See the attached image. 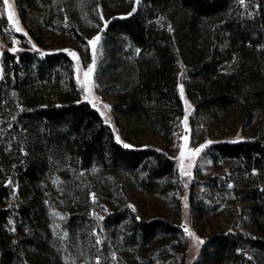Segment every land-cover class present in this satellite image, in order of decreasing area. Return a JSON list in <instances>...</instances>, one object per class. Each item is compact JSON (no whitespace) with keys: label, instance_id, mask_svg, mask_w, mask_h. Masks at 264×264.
Segmentation results:
<instances>
[{"label":"trees","instance_id":"obj_1","mask_svg":"<svg viewBox=\"0 0 264 264\" xmlns=\"http://www.w3.org/2000/svg\"><path fill=\"white\" fill-rule=\"evenodd\" d=\"M14 1L37 49L0 51V264H187L178 225L147 219L125 191L160 193L175 160L123 147L83 100L62 45L86 63L93 34L97 89L131 137L178 132L182 69L191 123L220 115L241 134L208 154L252 179L264 222V133H251L264 117V0ZM193 264H264V237L217 232Z\"/></svg>","mask_w":264,"mask_h":264},{"label":"rangeland","instance_id":"obj_2","mask_svg":"<svg viewBox=\"0 0 264 264\" xmlns=\"http://www.w3.org/2000/svg\"><path fill=\"white\" fill-rule=\"evenodd\" d=\"M10 8H5L0 0V51L18 49L12 53L19 54L25 49L36 50L35 43L28 37L27 31L19 17L14 0H8ZM14 13V21H8V12ZM19 28L20 31L16 29ZM21 36L25 38H21ZM99 36L95 44L90 43ZM100 34H93L89 39L92 59L83 63L79 53L71 44H63V50L74 61V74L83 92V100L99 112L105 123L115 135L116 142L128 149L153 147L165 152L176 162L171 178L163 184L162 191L152 196H144L134 190L129 181L125 183L126 197L132 209L145 214L147 219L165 218L178 225L186 238L187 264H193L199 257L207 237L217 232L241 231L253 236L264 237L263 219L255 211V204L250 199L252 179L236 173L233 161L216 162L209 154L208 148L218 138L221 142L242 140L241 134L231 127L225 128L222 116L203 118L191 123L194 106L189 101L183 86V71H179V93L183 102L184 115L179 122V130L171 138L156 134L148 127L137 138L126 132L123 119L113 112L112 98H105L99 93L95 82V70L100 55ZM56 46H53L54 48ZM51 48V49H52ZM52 50L44 51L50 53ZM70 53H75V56ZM95 61V63H93ZM92 66L93 71L86 81L84 72ZM181 88L183 94H181ZM105 105L109 107H105ZM260 130L264 133V117L259 116L251 133ZM189 132L188 138L184 137ZM119 137V141L117 140ZM203 146V147H202ZM126 148V147H125ZM197 149H201L195 154ZM183 152V156H181ZM221 183L217 188L212 184ZM212 184V188H210ZM187 205V206H186ZM140 208V209H138ZM185 226L193 233L189 236ZM203 240V243H199Z\"/></svg>","mask_w":264,"mask_h":264},{"label":"snow or ice","instance_id":"obj_3","mask_svg":"<svg viewBox=\"0 0 264 264\" xmlns=\"http://www.w3.org/2000/svg\"><path fill=\"white\" fill-rule=\"evenodd\" d=\"M139 2H140V0H136V3L137 4H139ZM3 3H4V6H5V8H10L11 6L9 5V3H8V0H3ZM133 11H135V9L133 10ZM8 21L10 22V23H13V21H14V13L12 12V11H9L8 12ZM17 31H20V29L19 28H17L16 29ZM99 40V36H97L96 38H94V40L93 41H90V43H92V44H95V42L96 41H98ZM18 49H15V48H13V49H10V51H13V52H15V51H17ZM71 55H73V56H75V53H70ZM93 63H95V61H93ZM92 71H93V67L92 66H89L88 67V69H87V71H85L84 72V76H85V80L87 81L89 78H90V76H91V73H92ZM181 94H183V89L181 88ZM105 107L107 108V107H109V106H107V105H105ZM117 140L119 141V137L117 136ZM124 147H130V145H128V144H124ZM203 147V146H202ZM199 151H201V149H197L196 151H195V154H198L199 153ZM181 156H183V152H181ZM187 206V205H186ZM129 207H132L131 205H129ZM184 231L189 235V236H193V233H191L189 230H188V228L185 226V228H184ZM204 241L203 240H200L199 241V243H203Z\"/></svg>","mask_w":264,"mask_h":264},{"label":"built area","instance_id":"obj_4","mask_svg":"<svg viewBox=\"0 0 264 264\" xmlns=\"http://www.w3.org/2000/svg\"><path fill=\"white\" fill-rule=\"evenodd\" d=\"M188 136H189V132L188 131H185L184 137L188 138Z\"/></svg>","mask_w":264,"mask_h":264}]
</instances>
